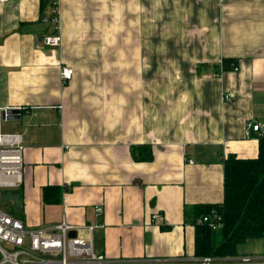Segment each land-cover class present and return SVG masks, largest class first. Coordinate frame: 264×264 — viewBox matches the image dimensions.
Here are the masks:
<instances>
[{
    "label": "crops",
    "instance_id": "0c3cea01",
    "mask_svg": "<svg viewBox=\"0 0 264 264\" xmlns=\"http://www.w3.org/2000/svg\"><path fill=\"white\" fill-rule=\"evenodd\" d=\"M58 11L51 48L39 0L0 2V106L21 114L2 130L24 145L14 215L30 227L64 217L79 236L101 223L93 248L109 258L195 256L184 208L223 200L228 153H258L245 125L264 122V0H58ZM143 145L152 159L137 161ZM49 185L65 186L58 203L43 202ZM245 254L264 256V236Z\"/></svg>",
    "mask_w": 264,
    "mask_h": 264
},
{
    "label": "built area",
    "instance_id": "2783aa9c",
    "mask_svg": "<svg viewBox=\"0 0 264 264\" xmlns=\"http://www.w3.org/2000/svg\"><path fill=\"white\" fill-rule=\"evenodd\" d=\"M8 0H0L5 2ZM50 2V7L41 15V21L53 26V32L45 34L39 44L51 48L60 47L58 0ZM52 1V2H51ZM38 45V42L37 44ZM233 70L238 68L233 66ZM74 70L69 65L60 67L59 76L63 83L69 82ZM229 93L224 95L229 98ZM9 107L0 106V192L4 189H19L23 180L24 145L19 133L2 131V123L7 120ZM246 132L264 134V122L247 121ZM192 162V160H190ZM0 197V264H264L262 255L238 256H192L146 259L109 258L97 253L93 248L91 233L103 224L92 223L84 228L88 236H69L78 227L63 217L59 222L37 227L27 226L20 218L6 211ZM100 212L102 208L96 206ZM198 223L208 222L211 229L220 226V217L215 209L197 219Z\"/></svg>",
    "mask_w": 264,
    "mask_h": 264
},
{
    "label": "trees",
    "instance_id": "16d2710c",
    "mask_svg": "<svg viewBox=\"0 0 264 264\" xmlns=\"http://www.w3.org/2000/svg\"><path fill=\"white\" fill-rule=\"evenodd\" d=\"M39 3L42 15L50 7V2L39 0ZM232 60L224 58L223 65H229ZM132 152L137 161L152 159L149 146L134 147ZM223 166V200L184 208L185 217L195 226V256H236L239 245L264 236V135L258 136L255 157L228 153L223 158ZM64 189L65 186L58 185L43 187V202L58 203ZM212 209L220 217L217 229H211L208 222H197L199 217L209 214Z\"/></svg>",
    "mask_w": 264,
    "mask_h": 264
},
{
    "label": "water",
    "instance_id": "95a60500",
    "mask_svg": "<svg viewBox=\"0 0 264 264\" xmlns=\"http://www.w3.org/2000/svg\"><path fill=\"white\" fill-rule=\"evenodd\" d=\"M9 115L7 116V120H15L20 119V109H9ZM0 197L4 201H9L12 203L14 209H18L20 207L21 202V191L19 189H4L0 192ZM74 231L69 233V236H74Z\"/></svg>",
    "mask_w": 264,
    "mask_h": 264
},
{
    "label": "rangeland",
    "instance_id": "374dc122",
    "mask_svg": "<svg viewBox=\"0 0 264 264\" xmlns=\"http://www.w3.org/2000/svg\"><path fill=\"white\" fill-rule=\"evenodd\" d=\"M6 121H8V120H6ZM4 122V121H3ZM2 130V129H1ZM2 131H4V130H2ZM1 205H2V207L6 210V211H8L9 213H11V214H13L14 215V211H13V209H12V206L7 202V201H4V200H2L1 201ZM15 216V215H14ZM15 217H17V216H15ZM17 218H19V217H17Z\"/></svg>",
    "mask_w": 264,
    "mask_h": 264
},
{
    "label": "bare ground",
    "instance_id": "6f19581e",
    "mask_svg": "<svg viewBox=\"0 0 264 264\" xmlns=\"http://www.w3.org/2000/svg\"><path fill=\"white\" fill-rule=\"evenodd\" d=\"M255 133H257V132H255ZM259 135H264V134H260V133H258ZM246 255V254H245Z\"/></svg>",
    "mask_w": 264,
    "mask_h": 264
}]
</instances>
